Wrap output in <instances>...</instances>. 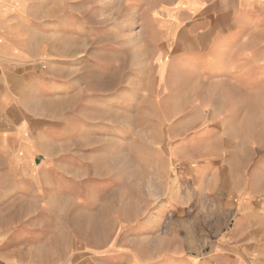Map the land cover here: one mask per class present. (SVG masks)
<instances>
[{
    "label": "rangeland",
    "instance_id": "rangeland-1",
    "mask_svg": "<svg viewBox=\"0 0 264 264\" xmlns=\"http://www.w3.org/2000/svg\"><path fill=\"white\" fill-rule=\"evenodd\" d=\"M254 1L31 0L53 182L0 206V264H264Z\"/></svg>",
    "mask_w": 264,
    "mask_h": 264
},
{
    "label": "crops",
    "instance_id": "crops-1",
    "mask_svg": "<svg viewBox=\"0 0 264 264\" xmlns=\"http://www.w3.org/2000/svg\"><path fill=\"white\" fill-rule=\"evenodd\" d=\"M256 2L241 0V13L256 9ZM31 13V0H0V206L18 201L31 205L37 201V191L53 182L51 175L40 174L41 170L53 173L46 162L53 153L48 145L52 129H48L49 122L38 120L44 115H37L39 110L30 98L43 86L29 65L33 56L21 33ZM39 164L42 167H37ZM37 183L45 187L39 185L38 189ZM233 233L241 234V226ZM233 252L239 256L237 264H246L241 261V247Z\"/></svg>",
    "mask_w": 264,
    "mask_h": 264
}]
</instances>
